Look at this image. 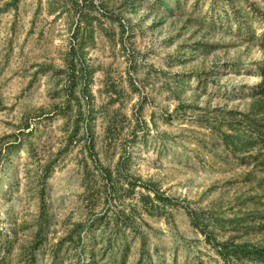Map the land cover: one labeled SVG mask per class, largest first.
<instances>
[{
	"label": "rangeland",
	"instance_id": "rangeland-1",
	"mask_svg": "<svg viewBox=\"0 0 264 264\" xmlns=\"http://www.w3.org/2000/svg\"><path fill=\"white\" fill-rule=\"evenodd\" d=\"M88 1L0 0V264L264 246V23L239 30L227 0Z\"/></svg>",
	"mask_w": 264,
	"mask_h": 264
},
{
	"label": "trees",
	"instance_id": "trees-1",
	"mask_svg": "<svg viewBox=\"0 0 264 264\" xmlns=\"http://www.w3.org/2000/svg\"><path fill=\"white\" fill-rule=\"evenodd\" d=\"M159 4V8L161 9V12L165 13H172V6L169 5L168 0H157ZM86 4L91 3L88 0H84ZM226 4L231 9V13L227 15V11L225 12V19L231 18L234 23L237 25L239 30H246L247 32L251 31L252 25L249 22L250 20V14L257 18L258 20L262 21L264 23V11L261 10L259 7H257L254 3H249V11L242 10L241 8L234 7V1L233 0H227ZM264 25V24H263ZM262 40H264V31L261 34ZM231 66H237V65H244L242 61H236L235 63L228 64ZM258 75L261 78L259 88L261 90L260 94L264 95V64L262 66L258 67ZM236 94L233 93L231 97H235ZM252 107H255L257 111L261 112L262 118H264V102L260 101H254L252 103ZM249 123L253 124V126H256V124H259V120H256V118H250ZM263 126V125H261ZM247 140H234L231 137V140L228 139L225 140L226 144H230L233 149H244L249 143ZM196 226V224H195ZM75 231L83 230V226L81 224L75 225ZM86 233H91V230L87 229ZM77 240L80 241L81 237L78 236ZM213 248L216 252V254L219 256V258L226 264H264V246L253 244L251 242H240L236 243L233 241H223V242H217L215 239L211 241ZM89 254V253H88ZM91 254V253H90ZM145 255V257H144ZM109 260H111V254L109 255ZM162 258L159 257L156 259V261H151L149 258V255H146L145 253H141V257L139 259V262L142 264H155L162 262ZM86 264V263H83ZM91 264H96L94 261ZM165 264V263H164Z\"/></svg>",
	"mask_w": 264,
	"mask_h": 264
}]
</instances>
